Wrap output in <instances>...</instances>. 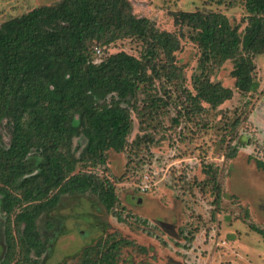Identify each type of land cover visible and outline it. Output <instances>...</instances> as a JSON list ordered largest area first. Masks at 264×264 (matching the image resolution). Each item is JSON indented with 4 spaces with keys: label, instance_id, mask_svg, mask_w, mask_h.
I'll use <instances>...</instances> for the list:
<instances>
[{
    "label": "trees",
    "instance_id": "1",
    "mask_svg": "<svg viewBox=\"0 0 264 264\" xmlns=\"http://www.w3.org/2000/svg\"><path fill=\"white\" fill-rule=\"evenodd\" d=\"M244 8L248 23L240 32L224 15L207 10L173 13L174 25L182 35L188 30L201 53V71L192 79L195 94L188 96L192 107L216 108L232 98L231 90L208 78L205 65L213 59H232L236 88L256 90L253 61L264 54V0H244ZM125 39L141 43L140 58L120 51L92 60L95 47ZM178 46L176 34L159 32L147 18L135 17L127 0H60L0 25V212L5 216L0 264H42L51 240L37 223L64 196L89 194L115 215L113 185L94 173L75 172L76 166L84 161L104 166L109 151H124L139 95L146 96L154 114L164 108L153 95L154 82L169 84L179 72L158 57ZM78 137L86 143L76 156L73 140ZM238 150L230 149L227 158ZM247 160L264 172V160L253 155ZM203 173L217 204L222 192L216 170L206 165ZM251 229L264 238V231ZM116 254L117 244L99 241L84 248L75 264H113Z\"/></svg>",
    "mask_w": 264,
    "mask_h": 264
},
{
    "label": "rangeland",
    "instance_id": "2",
    "mask_svg": "<svg viewBox=\"0 0 264 264\" xmlns=\"http://www.w3.org/2000/svg\"><path fill=\"white\" fill-rule=\"evenodd\" d=\"M59 1L0 0V25ZM127 1L135 17L147 18L159 32L176 34L178 48L158 58L174 63L179 77L169 84L155 80L153 95L165 103L158 113L139 95L123 152L109 151L104 166L77 164L75 172L94 173L113 185L115 215L89 194L62 197L37 223L51 240L42 264H75L84 248L99 241L117 244L113 264H264V238L251 229L264 231V172L247 160L249 155L264 160V54L254 57L257 88L250 93L236 88L232 59L211 60L205 65L209 80L231 90L232 98L216 108L192 107L188 96L195 94L192 79L201 71V53L188 30L182 35L173 23V13L207 10L224 15L240 32L248 23L244 0ZM120 51L140 58L143 47L125 39L95 47L91 57L100 61ZM2 135L8 144V133ZM85 143L83 137L73 140L76 156ZM233 147L239 148L236 156L227 158ZM206 165L216 170L222 192L217 204L203 173ZM4 220L0 212V246Z\"/></svg>",
    "mask_w": 264,
    "mask_h": 264
}]
</instances>
